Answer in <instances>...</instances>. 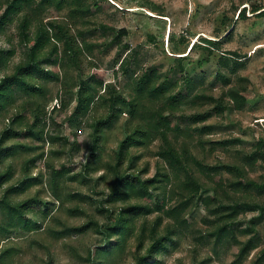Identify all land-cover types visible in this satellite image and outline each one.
I'll return each instance as SVG.
<instances>
[{"label": "rangeland", "instance_id": "rangeland-1", "mask_svg": "<svg viewBox=\"0 0 264 264\" xmlns=\"http://www.w3.org/2000/svg\"><path fill=\"white\" fill-rule=\"evenodd\" d=\"M69 1L63 9L33 5L28 10L33 22L30 18L27 25L25 5L16 8L0 27V80L28 61L42 23L63 22L81 50L79 68L66 52L64 39L50 31L36 55L46 58L41 64L50 73L27 76L31 87L13 86L0 98V175L8 176L0 187V264H135L151 242L158 216V233H170L173 241L149 264H264V221L255 231L242 229L256 212L239 215L242 227L216 243V237L208 235L213 226L207 220L213 217L207 208L193 204L181 213L165 214L178 201L169 195L161 199L163 209L138 215L123 232L114 227L122 208L137 202L155 204L157 194L162 198L172 184L165 180L155 193L151 187L153 197L139 182L128 188L127 199L112 194L121 175L134 173L145 182L163 174L165 162L158 155L163 142L154 134L156 124L177 139L178 147L186 142L200 160L218 169L240 163L261 147L264 15L253 8L264 6V0H76L81 7L72 15L76 6ZM7 2L24 4L0 0V18ZM203 38L221 39L220 45L206 46ZM223 57L229 59L228 66L222 64ZM235 59L244 65L232 72ZM144 72L150 73L153 84L168 80L166 96L139 98L135 117L123 107L109 127L96 132V123L109 115L111 92L127 100L137 98L138 78ZM187 76L194 91L189 96L183 91L179 103L169 101L167 95L182 90ZM81 78L89 82L93 98L74 116ZM233 87L245 98L242 109L213 113L205 121L189 117L212 107L211 97H221ZM199 93L202 98L196 100ZM158 111L165 116L159 123ZM139 124L154 136L132 144L118 166L119 142L126 133H136ZM230 138L240 142L220 146L222 139ZM94 146L97 153L91 158ZM246 167L252 179L264 181V159ZM221 176L234 178L224 169ZM117 241L113 251L102 249Z\"/></svg>", "mask_w": 264, "mask_h": 264}, {"label": "trees", "instance_id": "trees-1", "mask_svg": "<svg viewBox=\"0 0 264 264\" xmlns=\"http://www.w3.org/2000/svg\"><path fill=\"white\" fill-rule=\"evenodd\" d=\"M68 0H24L23 6L20 5V2L16 3H6L5 11L3 16L0 18V27L5 24L6 17L10 16L14 9H19L21 7H26L25 13V24H28L29 19L31 18V24L33 22L32 13L28 10H31V7L36 6L41 9H46L49 6H54L58 9H63L67 4ZM71 5L76 6L71 8V15L76 12L81 6L77 3L76 0L69 1ZM253 12L256 14L264 15V6L260 8L254 7ZM242 10L240 11V15ZM245 15L243 14V17ZM40 37L31 47L28 55V61L21 64L17 71L10 76H5L0 80V98H3L8 91L13 86H18L20 84L25 85L26 87H31L26 83L27 76L39 74H49L47 70L42 67V61L46 58L36 57L37 53L44 47L45 40L43 37L47 34H50V31H55L57 37L64 39L65 49L72 61L80 68L79 55L81 53L80 48L78 47L77 38L71 33V30L60 21H50L47 24L42 23L40 25ZM83 34V33H82ZM232 36V31H228L226 34L227 39H230ZM220 40H215L211 38H203V42L206 46L209 47H219ZM234 54L237 57L236 52ZM179 57V60H181ZM125 62V59L122 61L121 65ZM224 66L229 65V59L223 57L221 60ZM244 65L243 62L235 59L231 64L232 72H235L238 68V65ZM185 86L177 93L167 95L169 101L179 103L181 101V93L187 92L186 96H189L195 86L192 87V78L187 76L184 80ZM169 89L168 80L162 81L159 84H153L151 82V77L149 72H144L138 78L137 90L138 96L135 99L127 100L116 90L111 92V98H109L110 103V112L109 115L100 119L96 125V132H101L103 128L109 127L114 120H116L120 114L123 112V107L127 109L131 117H135L138 107H139V98H142L145 95L152 100H157V97L164 95ZM203 93H199L196 96V100L202 98ZM229 97V102H225V98ZM93 98V91L90 88L89 82L86 79L81 78L79 83V88L77 90V104L74 110V116L83 113L88 105L90 104ZM214 101V105L203 112H196L195 114L190 115V118L195 122V120L205 121L209 119L213 113L221 114L226 110L242 109L243 102L245 98L242 96L238 88H230L223 96L210 98ZM158 120L156 122H161L160 119H164L165 116L161 112H157ZM153 120L156 118H152ZM156 130L154 134H157L162 142L163 146L159 150L158 155L162 157L165 162V167L162 166L163 174L161 176L158 174L155 178L142 182L141 178L134 174H125L121 175L116 186L112 189V194H120L123 199H127L129 196L130 190L129 187H132L136 182H139L143 189L148 193L150 197H153L151 187H153V192L158 189V184L167 180L171 188L167 191L164 189L162 192V198L157 194V199L155 204H144V203H134L130 204L125 208L121 209V212L118 214L117 220L118 223L114 227L120 228L121 231L126 232L129 229V222L137 217L138 215L147 216L154 211H160L164 208L161 204V199L163 201L168 200L169 195L173 199H177V203L168 208L169 210H164L165 214L178 212L181 213L186 210L190 205H204L209 215L213 218H208L207 222L213 226L209 236L216 237L217 242H224V240L231 235L237 227H242L240 221L237 220L238 216L243 212H256L250 220V225L246 228H242L244 232H252L256 229V224L264 221V181L259 183L256 180L250 177V170L246 167L248 165L252 166L259 159H264V141L261 144L259 149H256L244 156V159H241L240 163H231L224 164L221 169L219 165L206 163L203 160H200L194 153L191 152L188 144L183 142L181 147H178L177 139L172 140L166 130L159 127L158 124L155 125ZM153 133L144 127L142 124H139L136 130V133H126L124 139L119 142L117 147V165L122 166L125 157L128 153L129 148L132 144L139 143L142 141V138L147 139L153 138ZM240 138H230L222 139L220 141V146L226 147L230 146L233 143H239ZM231 147V146H230ZM97 147L94 146L91 152V158L96 157ZM132 160L131 166L134 165ZM226 170L234 178L230 179L223 178L221 176L222 171ZM198 173L208 177V181H211L212 184L203 183L201 178L198 176ZM8 180L6 174L0 175V187ZM211 190V194H203V191ZM125 219V221H124ZM162 217L158 216L154 221V226L150 232L151 242L148 248L145 250L144 254L139 253L136 256L135 264H149L150 261L157 258V254L160 250L168 249V245L173 241V237L170 233L159 234L158 227ZM145 226L146 221L141 230V242L143 243L146 239L145 236ZM121 241H117L113 244H105L102 246L103 250L113 251L115 247L120 244Z\"/></svg>", "mask_w": 264, "mask_h": 264}]
</instances>
